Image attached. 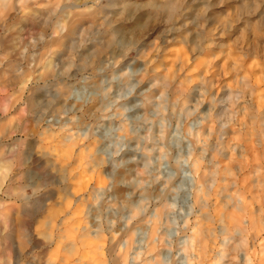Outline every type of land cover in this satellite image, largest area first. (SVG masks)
I'll return each mask as SVG.
<instances>
[{"label": "clouds", "instance_id": "clouds-1", "mask_svg": "<svg viewBox=\"0 0 264 264\" xmlns=\"http://www.w3.org/2000/svg\"><path fill=\"white\" fill-rule=\"evenodd\" d=\"M0 264H264V0H0Z\"/></svg>", "mask_w": 264, "mask_h": 264}]
</instances>
